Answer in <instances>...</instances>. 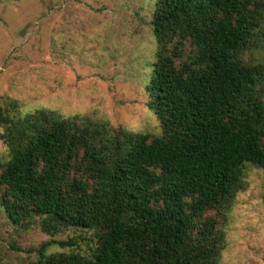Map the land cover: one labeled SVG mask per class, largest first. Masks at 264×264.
I'll return each mask as SVG.
<instances>
[{
	"label": "trees",
	"instance_id": "1",
	"mask_svg": "<svg viewBox=\"0 0 264 264\" xmlns=\"http://www.w3.org/2000/svg\"><path fill=\"white\" fill-rule=\"evenodd\" d=\"M147 138L78 114L10 116L0 106V208L53 234L29 264H217L247 166L264 170V0H153ZM56 244L68 251L48 252Z\"/></svg>",
	"mask_w": 264,
	"mask_h": 264
},
{
	"label": "rangeland",
	"instance_id": "2",
	"mask_svg": "<svg viewBox=\"0 0 264 264\" xmlns=\"http://www.w3.org/2000/svg\"><path fill=\"white\" fill-rule=\"evenodd\" d=\"M152 8L153 0H0V106L13 117L46 109L159 136L146 106ZM243 59L264 63V51L247 50ZM7 157L0 139V159ZM244 181L224 222L217 264H264V170L247 166ZM69 238L73 250L90 252L89 230L47 234L36 221L11 224L0 208V264H29L41 242Z\"/></svg>",
	"mask_w": 264,
	"mask_h": 264
}]
</instances>
